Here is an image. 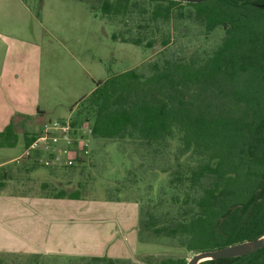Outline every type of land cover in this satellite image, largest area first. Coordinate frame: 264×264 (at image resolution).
<instances>
[{
    "label": "trees",
    "instance_id": "1",
    "mask_svg": "<svg viewBox=\"0 0 264 264\" xmlns=\"http://www.w3.org/2000/svg\"><path fill=\"white\" fill-rule=\"evenodd\" d=\"M81 1L110 21L113 40L145 48L160 44L161 49L137 67L96 81L73 105V121H86L92 128L94 145L86 160L69 166H44L35 159L0 163V192L42 167L59 180L42 182L39 192L28 195L96 200V187L88 180L94 179L91 170L105 150L96 142L114 141L128 166L121 165L110 183L101 184L104 193L97 200L135 202L139 241L198 252L262 236L264 0ZM18 116L21 121L13 116L0 130V147L15 146V123L33 118ZM36 135L37 130L23 131V145ZM42 257L33 253L17 263L16 256L10 264H46ZM140 257L135 262L89 255L78 261H187L165 253ZM0 264H6L2 255ZM198 264H264V246Z\"/></svg>",
    "mask_w": 264,
    "mask_h": 264
},
{
    "label": "rangeland",
    "instance_id": "2",
    "mask_svg": "<svg viewBox=\"0 0 264 264\" xmlns=\"http://www.w3.org/2000/svg\"><path fill=\"white\" fill-rule=\"evenodd\" d=\"M109 22L106 17L96 16L89 3L81 0H0V130L13 116L20 121V114L33 117L15 123L19 141L12 147H0V163L15 164L13 158L24 152L23 131L35 132L46 121L74 117L73 105L91 92L96 81L137 67L153 59L161 49L160 44L145 48L113 40L114 26ZM96 145L105 148L91 170L94 179L88 180L96 187V200L51 201L54 233L66 235V244L41 252L47 254L42 260L46 264H79L78 257L92 253L133 261L147 254L164 253L189 259L193 252L185 248L167 242L139 241L135 202L97 200L104 193L101 184L110 183L122 171L121 165L128 166V161L116 142L99 141ZM20 163L22 160L16 164ZM47 173L42 167L36 168L5 191L11 196L39 192L42 182L53 184L59 180ZM67 186L71 183L67 182ZM4 196L0 200L10 198ZM31 200L38 208L39 201ZM93 244L96 249H91ZM28 255L2 254L6 264L16 256L18 263Z\"/></svg>",
    "mask_w": 264,
    "mask_h": 264
},
{
    "label": "crops",
    "instance_id": "3",
    "mask_svg": "<svg viewBox=\"0 0 264 264\" xmlns=\"http://www.w3.org/2000/svg\"><path fill=\"white\" fill-rule=\"evenodd\" d=\"M4 195L10 198L0 200V255L24 252L27 254L39 253L46 257L47 254L41 252H48L55 246L66 244L63 240V236L66 235L54 233L51 222L53 219L52 211L49 210L51 201L65 200V198L54 199L28 195L11 196L5 190L0 192V196ZM32 198L39 201L38 208L35 207ZM36 208L40 211L37 212ZM55 228H59L61 231L63 226H55ZM96 248L97 246L94 244L91 246V249ZM89 255L101 256L107 254L92 253Z\"/></svg>",
    "mask_w": 264,
    "mask_h": 264
},
{
    "label": "built area",
    "instance_id": "4",
    "mask_svg": "<svg viewBox=\"0 0 264 264\" xmlns=\"http://www.w3.org/2000/svg\"><path fill=\"white\" fill-rule=\"evenodd\" d=\"M91 148L92 128L88 122H75L72 117L49 120L38 128L24 152L12 161L35 159L44 166H69L86 160Z\"/></svg>",
    "mask_w": 264,
    "mask_h": 264
},
{
    "label": "water",
    "instance_id": "5",
    "mask_svg": "<svg viewBox=\"0 0 264 264\" xmlns=\"http://www.w3.org/2000/svg\"><path fill=\"white\" fill-rule=\"evenodd\" d=\"M183 2H199L203 0H177ZM264 246V234L258 238L248 241L237 242L221 248L193 252L185 264H198L204 260L230 258L245 255L258 250Z\"/></svg>",
    "mask_w": 264,
    "mask_h": 264
}]
</instances>
